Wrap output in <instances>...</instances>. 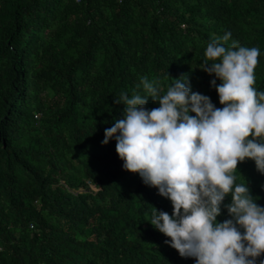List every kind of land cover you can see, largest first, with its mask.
I'll use <instances>...</instances> for the list:
<instances>
[{
    "label": "trees",
    "instance_id": "16d2710c",
    "mask_svg": "<svg viewBox=\"0 0 264 264\" xmlns=\"http://www.w3.org/2000/svg\"><path fill=\"white\" fill-rule=\"evenodd\" d=\"M228 32L259 49L264 92V0H0V264H196L149 223L171 201L102 141L144 77L160 95L187 79L222 107L202 65ZM235 175L264 207L255 162Z\"/></svg>",
    "mask_w": 264,
    "mask_h": 264
},
{
    "label": "clouds",
    "instance_id": "9594fccd",
    "mask_svg": "<svg viewBox=\"0 0 264 264\" xmlns=\"http://www.w3.org/2000/svg\"><path fill=\"white\" fill-rule=\"evenodd\" d=\"M231 33L208 43L202 71L222 107L192 92L187 79L160 88L141 78L131 96L121 93L122 119L107 128L102 143L115 138L123 169L171 201L173 212H153L150 224L182 258L196 264H257L264 255V207L245 183H236L239 163L255 162L264 173V92H257L259 49L231 41ZM159 107L146 109L148 98ZM229 219L218 222L221 206ZM264 264V260H260Z\"/></svg>",
    "mask_w": 264,
    "mask_h": 264
},
{
    "label": "built area",
    "instance_id": "2783aa9c",
    "mask_svg": "<svg viewBox=\"0 0 264 264\" xmlns=\"http://www.w3.org/2000/svg\"><path fill=\"white\" fill-rule=\"evenodd\" d=\"M77 1H79V0H77ZM36 117H37V116H36ZM30 228H31V229H34V225L31 224V225H30Z\"/></svg>",
    "mask_w": 264,
    "mask_h": 264
},
{
    "label": "rangeland",
    "instance_id": "374dc122",
    "mask_svg": "<svg viewBox=\"0 0 264 264\" xmlns=\"http://www.w3.org/2000/svg\"><path fill=\"white\" fill-rule=\"evenodd\" d=\"M92 188L96 189L95 186H92Z\"/></svg>",
    "mask_w": 264,
    "mask_h": 264
}]
</instances>
